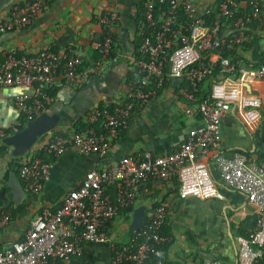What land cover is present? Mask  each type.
Segmentation results:
<instances>
[{
  "label": "built area",
  "instance_id": "built-area-1",
  "mask_svg": "<svg viewBox=\"0 0 264 264\" xmlns=\"http://www.w3.org/2000/svg\"><path fill=\"white\" fill-rule=\"evenodd\" d=\"M44 4L45 0L13 4L0 21V35L25 30ZM143 11L141 57L134 53L130 58L132 78L126 83L125 102L113 109L92 111L86 119L89 128L83 133L56 130L44 137L40 148L18 168V177L25 194L39 196L54 163L69 150L106 159L104 166L86 173L81 184L65 194L59 208H42L22 240L0 249V264L68 263L82 257L92 244L109 245L112 264H167L163 258L168 242L163 236L167 217L163 204L147 213L142 228L128 244L114 243L112 226L135 211L141 201L139 190L148 184L176 181L181 200L223 198L209 171V152L221 140L226 117H233L247 129L264 124V98L251 90L254 83L264 80V63L238 65L221 56L218 81L207 96L202 97L200 90L214 76L216 65L207 60L208 56L229 53L248 43L250 26L264 20V5L252 1L249 11H242L238 0H218L213 14L211 9L199 8L188 0H146ZM117 20L112 11L99 18L103 33L94 43L99 60L92 63L81 54L46 49L22 54L0 49V89L30 90L15 96L18 117L14 123L0 126V142L48 112L57 86L82 89L100 78L108 64L117 63ZM226 27L230 28L227 37L223 36ZM175 82L176 101L182 103L185 117L199 116L201 125L190 129L176 148L168 143L161 152L108 161L114 145L131 130L134 115L145 111ZM213 167L219 182L243 195L256 215L254 227L238 237V264H264V153L256 157L242 152L219 153ZM127 211L130 213H124ZM11 219L10 210L0 213V233L10 226ZM203 264L223 263L206 260Z\"/></svg>",
  "mask_w": 264,
  "mask_h": 264
},
{
  "label": "crops",
  "instance_id": "crops-1",
  "mask_svg": "<svg viewBox=\"0 0 264 264\" xmlns=\"http://www.w3.org/2000/svg\"><path fill=\"white\" fill-rule=\"evenodd\" d=\"M29 1L0 0V21L6 18L13 4ZM145 1L45 0L41 13L25 30L0 35L1 50L14 49L22 54H33L46 49L60 54H81L92 63L99 60L98 54L94 52L97 36L103 33L99 18L110 11L117 14L114 32L117 63L108 64L100 78L82 89L62 84L52 91L53 103L48 112L61 118L58 131L72 133L76 123L86 125L88 115L95 109H113L125 102L126 83L132 78L130 58L135 53L139 39H142ZM188 1L216 13L218 0ZM252 1L264 5V0H238L240 9L249 11ZM229 31L230 28L226 27L223 36L227 37ZM249 36L248 43L256 36L263 38L259 43L260 51L248 49L245 45L235 50L242 63L258 65L260 54H264V20L250 26ZM220 57L221 53L213 52L207 60L216 65ZM176 85L177 82L172 83L145 111L134 115L131 130L114 145L108 161L135 157L148 151L161 152L168 143L171 148H176L190 129L201 125L199 116L185 117L182 103L176 101ZM251 90L264 98V80L254 83ZM29 91L0 89V126H7L17 120L14 98ZM263 131V123L247 129L231 116L223 121L221 140L210 150L208 159L210 174L223 194L221 199L193 197L181 200L176 181L148 184L139 190L141 201L137 208H145L146 215L159 204L166 208L163 236L168 242L163 247V258L167 264H203L206 260L238 264V237L254 227L256 215L243 195L227 189L219 182L213 159L219 153L231 155L242 152L252 157L264 153ZM39 148L40 145L33 152ZM29 157L18 158L11 147L0 142V193L4 192L10 202V206L5 208V202L0 197V213L10 210L12 214L10 226L0 233V249L22 240L30 221L42 208H59L65 194L77 188L86 173L101 169L106 161L69 150L62 160L54 163L50 179L39 196L26 194L21 203H15L13 192L6 186L13 177L19 180L18 168ZM133 213L123 215L112 226V237L117 245L128 244L135 233L131 231ZM112 259L109 245L92 244L86 247L82 257L68 263L54 264H112Z\"/></svg>",
  "mask_w": 264,
  "mask_h": 264
},
{
  "label": "water",
  "instance_id": "water-1",
  "mask_svg": "<svg viewBox=\"0 0 264 264\" xmlns=\"http://www.w3.org/2000/svg\"><path fill=\"white\" fill-rule=\"evenodd\" d=\"M61 125V118L58 115L44 112L33 121L27 122L24 128L11 136L3 139L4 143L13 149V154L18 158L28 156L39 142L46 136L51 135ZM13 192V202L21 203L25 198V193L21 182L16 178H11L6 186ZM5 193L1 192L0 197L5 202V208L10 206V202L5 198ZM146 210L143 207L135 209L131 231L138 232L144 223Z\"/></svg>",
  "mask_w": 264,
  "mask_h": 264
},
{
  "label": "trees",
  "instance_id": "trees-1",
  "mask_svg": "<svg viewBox=\"0 0 264 264\" xmlns=\"http://www.w3.org/2000/svg\"><path fill=\"white\" fill-rule=\"evenodd\" d=\"M165 8H162L161 9V12L159 13L160 15L165 11ZM179 21L180 22H184V17H183V14H180L179 16ZM211 21V17H208L207 18V22H210ZM263 38L260 37V36H256L254 37L250 43H247L245 44V47L248 48V49H255L256 51H260V42ZM143 43V39H139V43L137 45V47H135V54L140 58L141 55H140V48H141V45ZM221 56L223 58H228V59H231L233 62H235L236 64H241L242 63V60L241 58L237 55V51L236 50H233L231 52H221ZM264 63V54H260V62L259 64H262ZM219 72V62L216 64L215 68H214V76L208 80H206V82L201 86V90H200V95L202 97H205L209 94L210 92V88H211V85L214 83V82H217L218 79H217V76L216 74ZM102 109V108H101ZM89 127L83 123H76L73 127V130H72V133H83L85 132ZM263 135V140H264V131L262 133ZM39 157H44L42 156V154L39 155ZM124 213H130V212H124Z\"/></svg>",
  "mask_w": 264,
  "mask_h": 264
}]
</instances>
